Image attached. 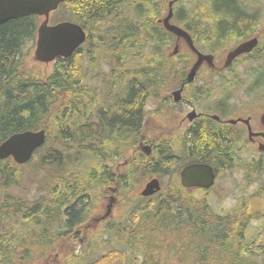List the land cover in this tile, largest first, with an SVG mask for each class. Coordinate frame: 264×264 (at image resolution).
Instances as JSON below:
<instances>
[{"label":"trees","instance_id":"1","mask_svg":"<svg viewBox=\"0 0 264 264\" xmlns=\"http://www.w3.org/2000/svg\"><path fill=\"white\" fill-rule=\"evenodd\" d=\"M122 1L126 0H65L54 13L52 21H74L91 33L71 57L57 58L51 73L46 76L35 77L22 71L25 66V48L37 36L39 17L23 16L0 26V143L16 132L45 129V145L25 165L36 161L41 166L54 167V177L45 181L49 185L54 180L55 188L56 185L60 188L58 191L53 188L56 197L51 193L49 198L45 197L40 202H43L44 207L39 205V208H31L26 204L27 200L15 201L8 195L10 200L3 204L2 211L8 216L21 215L24 220H30L32 228L41 230L39 235L53 237V244L48 247L45 241L42 251L45 256L53 254L59 264L82 256L87 249L80 245V232L76 231V227L84 221V214L91 207L89 205L93 198L90 191L94 193L98 188L106 191L117 183L121 196L122 182L129 178L134 180L141 171L171 173L168 172L169 160L177 156L176 153L188 157L204 156L199 150L175 151L169 141L158 142L160 127L156 118L159 113L157 107L165 102L161 93L178 85V71L174 70L176 58H183L185 68L192 58L185 44L180 53L173 56L171 48L176 37L157 23L167 12L170 0H146L145 6L135 8L138 17L152 21V27L146 24L148 28L133 19V23L120 21L118 24L123 22L122 26L116 21H109ZM154 1L155 6L152 4ZM174 10L173 21L185 27L195 41L201 43L205 52L218 54L229 44L235 46L259 32L264 40V4L260 0H190L187 8L178 7L177 3ZM260 23L261 26L257 27ZM95 33H99L97 40ZM124 45L127 46L123 53L118 55L120 47ZM147 49L152 54H147ZM254 53L264 59L261 49H256ZM103 58L111 66V72L103 79V82L109 83L106 95L101 94L100 87L85 82L88 77L86 60L93 64ZM260 77L264 83V69ZM71 90L76 92L71 95ZM95 96L99 99L96 105L83 111L77 108L81 101L86 103L85 100L89 98L93 105ZM96 108H101L99 114ZM205 130L209 131V127ZM232 137L226 135L220 138L206 133L198 141L203 149L211 150L212 153L208 155L215 156L222 152V162H226L233 152ZM151 139L155 141L150 144L159 152L155 151L153 156L146 157V154L138 151L137 144L148 143ZM131 149L135 153L127 155ZM84 151L85 155L82 156ZM72 153H75L74 158ZM125 155L128 170L124 173L119 174L113 166H108L107 172L98 171L100 167L105 170L102 163ZM89 158L96 161L93 166V162L87 163ZM83 160L89 166L84 175L78 174L77 166H73ZM2 163L0 161V180L3 181L4 189L10 186L21 189L20 179L23 176H19L18 168L25 165L16 164L13 167ZM180 188L174 183V191L183 195L185 191ZM160 197L143 198L151 202H148L150 206L138 208L141 211L140 223L143 225L148 220L154 221V225H146L149 228L146 233L154 234L165 229L179 233L182 240L180 248L195 256L196 261L192 260V264L264 263L262 236V241L258 238V232L252 233L251 237L246 232V236H243L239 227L241 223L234 220V214L229 217V226L220 223L223 215L215 213L210 205L201 206L202 202H195L190 197H185V200L192 202L179 205L181 201L174 196L163 197L162 202ZM142 208H148V211L140 210ZM185 219L186 231H179L178 220ZM9 233L0 231L1 244L5 245L4 238ZM145 241L147 238L143 243ZM150 242L154 247L157 245ZM150 242L149 253L142 264H156ZM20 244H23L21 240L15 246ZM115 251L121 252L112 249L95 259H89L85 264H111ZM155 251L159 250L155 248ZM255 257H260L261 262L251 261ZM0 260L5 262L1 255Z\"/></svg>","mask_w":264,"mask_h":264},{"label":"flooded vegetation","instance_id":"2","mask_svg":"<svg viewBox=\"0 0 264 264\" xmlns=\"http://www.w3.org/2000/svg\"><path fill=\"white\" fill-rule=\"evenodd\" d=\"M263 41L260 37L255 50L261 49L264 52V48H262ZM255 50L239 56L228 67L219 64L211 68L203 63L195 75V80L190 83L186 80L187 74L198 56L194 51L190 52L192 58L186 68L183 66V58L179 57L181 59L179 66L176 67L175 65L174 70H178L176 89L183 87L182 98L172 105V98L164 92L161 93V97L165 102L158 105V109L161 111L158 117L161 121V124H159L160 135L162 134L160 143L166 140L174 146L175 151L187 150L194 152L199 150L204 155L200 157L190 155L188 157L176 153L175 158L177 159L178 168L174 173L178 176L179 183L177 182V184L179 188L184 189L186 195L191 197L193 201L197 202L199 199L198 201L202 202L201 206L211 205L215 213L222 214L221 217H224L220 222L222 224H229L230 226V216L228 215H237L238 220H241L238 223H241L239 227L242 235L246 236L247 232L248 237H251L253 236L252 233L258 232V238L262 241V239L264 240V162L262 159L264 157V123L262 122L264 106H262L260 100L264 98L262 91L264 90V83L261 82L260 72L264 69L261 62L264 59L259 58L254 53ZM242 58L255 60L253 70L249 68L245 73V76L249 79L248 81H239L235 75L230 77L227 74L228 72L234 73V65ZM165 103L166 107L162 109L161 107ZM166 109H168V112ZM193 111L195 116L191 119V112ZM207 126L209 131L205 130ZM206 133L217 135L220 138L222 136L226 137V135L233 136L232 154H237L238 161L233 162L236 163V168L232 169L230 173L238 174L239 177H234L238 184L233 185L235 188L232 192V200L229 203H225L226 197L232 194L228 192L229 186L227 184L218 186V184L222 180L221 176L228 172L231 163L228 158L226 162H222V156L220 155L222 152L211 156L208 155L212 153L210 149L205 150L202 146H199L198 138L204 137ZM250 133H252V136H250ZM225 150H229V148ZM193 163L207 164L213 169L215 178L209 187H185L182 184L181 170ZM162 186L163 196L169 189L165 185ZM116 187L117 183L108 187L110 190L106 194L109 195L105 194L108 202L103 205L104 209L92 204L91 208L84 214V221L76 227V231L80 232L78 240L82 244L87 243L89 246L96 244L93 239L100 228L114 230L111 237L113 240L118 238V227L112 225L116 219L113 218L111 209L115 203L120 202L118 198L119 188ZM111 189H117V197L114 198L115 201L112 204L109 197L114 193ZM97 190H100V188ZM13 198L15 201H21L17 197ZM0 216L2 231L5 221L11 216L5 215L3 211L0 212ZM52 238L51 236L44 237L39 234L34 236L31 241H28L24 247L18 250L15 256V260L18 262L16 264L22 263V257H19L21 250L24 248L32 249V247L40 244L41 239L44 240L43 243L46 241V245L49 247L50 244H53ZM29 260L32 259L28 258L25 262L28 263ZM52 262L53 258L50 255L46 260V264H52Z\"/></svg>","mask_w":264,"mask_h":264},{"label":"rangeland","instance_id":"3","mask_svg":"<svg viewBox=\"0 0 264 264\" xmlns=\"http://www.w3.org/2000/svg\"><path fill=\"white\" fill-rule=\"evenodd\" d=\"M155 1L152 2L153 6H155ZM189 1L190 0H182L181 2H177L178 7L187 8L189 5ZM260 1L264 4V0H260ZM145 2L146 0H126L124 2L123 1L120 2L119 3L120 5L117 7L116 11L114 12L113 16H111L109 21L112 20L114 23L117 22V24L120 21H124V20H125V23H133L132 22V19H133L137 22L140 21L141 25H144L145 28H148V26L152 25V21L146 17L143 19L138 17V14L134 12L135 8L138 7L139 5L145 6ZM146 6L148 7V5ZM262 22H264V19L262 20ZM261 23L257 27H260ZM118 25L122 26L123 22ZM127 31H129V29ZM98 32H100L99 29H98ZM90 33H88V35H90ZM94 35L96 36V40H97L99 38V33H95ZM92 42H94L93 39H92ZM126 46L127 45L120 47V50L118 51V55L120 53H123L124 48ZM198 46L204 51L201 43H199ZM233 46L234 44H229L226 48L223 49V51L216 54V62L220 63L225 50L227 51V49H230ZM129 48H133V47L129 46ZM262 48H264V41L262 44ZM35 49H36V38L33 41H29L28 45L25 48V51H26V55L24 58L25 66L22 67V71L26 75H29L31 73V75L35 77L49 75L53 69L54 64L53 63L44 64V63L37 62L34 58ZM146 53L152 54V51L150 49H147ZM98 57H100V53L98 54ZM115 60L117 61V59ZM180 60L181 59L175 60L176 67L179 66ZM261 62L264 65V60H262ZM85 64L87 65V68H88V72H87L88 77L85 81L86 84L90 86L100 87L101 94L106 95V92H107L106 90L109 86V83L103 82V79L106 78L111 72V66L107 64L105 58H103L102 60H97V62L93 64L90 63L88 60H86ZM254 65H255V60L248 59V58H242L234 65L235 67L234 73L228 72L227 74L230 77H233L235 75V77L239 81H248L249 79H247V77L245 76V73L249 68L253 70ZM78 87L76 86V88ZM120 87H123V86L121 85ZM75 90H71V95H73V92H76ZM119 91H122V89L119 88ZM262 91L264 93V90ZM260 93L262 97V92L260 91ZM93 99H95L93 105L90 103L91 98H89L85 100L86 103L84 102V100L81 101V103H79L78 105L79 107L77 108H81V110L83 111V110L93 107L99 101L98 97L96 96L93 97ZM260 103L262 104V106H264V98H261ZM97 108L95 110L97 111V114H99L98 112L101 108L99 109ZM161 108L163 109L165 108V106H162ZM166 110L168 112V109ZM82 111L78 114H81ZM158 112L159 113L161 112L160 109H158ZM159 113H158V116H159ZM156 118L158 120V123L161 124L160 118L159 117H156ZM154 141L155 139H151L150 141H148V144L146 145H151L150 143H153ZM155 151L159 152L158 149L157 150L153 149L148 154L153 156L155 154ZM130 153H131V150L128 151L127 155ZM72 154H73L72 158H74L75 153H72ZM84 155H85V151H84V154H82V156ZM132 155H133V152L131 153V156ZM145 156L150 157L149 155H145ZM173 157H176V155L172 156V159L169 160L171 162L168 167L169 168L168 172H171V173L167 175H163L157 171L153 173H146V172L141 171V174L138 175L137 178H135L134 180H132V178H129L127 181L122 182L121 186H122L123 193L121 194L120 197L118 196L120 199V202L115 203L113 207L111 208L113 212V218L116 219L112 223V225L115 226L121 222V227L118 228V231L123 232L126 236L122 235L121 237L120 235H118V238L113 240L111 237V233L114 230H111V229L104 230V228H100L97 233L98 237H97L96 245H95L98 247V249H95L94 251L84 252L82 255V258H76L74 261H72V264H79L78 262H82L81 264H85L86 261H88L89 259L91 258L95 259L105 252H110L112 249L121 250V252L115 251L114 253H112L113 260H111V264H142L144 257H146V255H148L149 253V242L150 241H152L154 244H157L154 247L153 244L150 242L152 249L155 252L152 258L156 261L155 262L156 264H192L191 263L192 260L196 261L195 256L192 254V252L188 254L186 250H183L182 248H180V243H182V240L180 238L181 235L179 233L176 234V231L167 230V229L159 231V232L157 231V233H154V234L146 233L145 231L149 229L148 227H146V225H154V221L148 220L145 222V224L142 225L139 219L141 215V211H139L138 208L144 205L150 206V203L148 202H151V201H148V202L144 201L143 197L138 196L139 195L138 193H140V191L142 190L146 182L151 180L153 177H159L162 181V185H165L169 189L167 193H165L162 197L159 198V200L161 199V202H162V199L170 198L173 196L179 201H181L179 205H183L187 202H192L189 200H185V197L186 199L189 198V196H185V193L181 195V194H178L176 191H174V183L178 182L177 180L178 176L174 173V171L177 170L178 164H177V161H175ZM125 159H126V155L113 157L112 160H108L104 164L100 163L101 165L105 167V170H102V168L99 165L98 167L100 168L98 169V171L100 173L107 172L106 169H108V166L112 165L116 172H118L119 174H122L126 170H128V167L125 164ZM228 159L231 165L229 166L228 172H225L224 175L221 176L222 180L221 182H219L218 186L227 184L229 186L228 192L232 193L233 189L235 188L233 187V185L238 184V181L234 177H239L238 174L230 173L232 169L236 168V163H233V162L238 161L237 154L236 155L230 154ZM262 159L264 162V157H262ZM173 161L175 162L173 163ZM88 162L90 163L93 162L91 165L93 166L96 161L92 158H89V160H87V163ZM78 163L79 164H73V166L74 167L77 166L76 171L78 174L84 175L87 172L86 169L89 168V166L87 163H85V160L78 162ZM1 165H10L13 167L17 166L16 164H13L11 160H4ZM18 169H19V176L20 177L23 176V178L20 179L21 189H18L14 186H10L7 189H4L3 181L0 180V210L1 211L3 208V204L7 203V200H10L8 195L11 197H17L19 199L27 200L25 202L31 208L32 207L39 208V205L40 207H44L43 202L42 203L40 202L44 201L45 197L49 198L51 193L52 195H54V190L58 191L60 189L59 186L57 185L55 188L54 180H52L49 185L45 181L49 177L53 178L54 177L53 175H55V168L52 166L50 167L41 166L37 164L35 161L29 165L20 166ZM263 176H264V172H263ZM119 192H120V189H119ZM89 193L92 194V198H93V201L91 202L89 206H92V203H93L98 208L104 209L103 205L108 202V200L105 198L106 195H109V194H106L108 192L96 190V193H92L91 191ZM234 193L237 194L236 191H234ZM232 196H233V193L227 196L225 199V203H229L232 200ZM54 197L56 196L54 195ZM212 199H214V197H212ZM198 200L197 202H200ZM165 202L167 201L165 200ZM125 204H128V205L125 206ZM135 206H138L136 211H134ZM140 210L148 211V208H142ZM39 212H41V210ZM230 215L232 214H229L228 216ZM20 216L21 215L16 214L15 216H11L9 219L5 221V226L2 231H10V233L9 235H6L4 238L5 245L0 243V255L3 256V258L5 259L4 263L0 260V264L18 263L14 259V257L18 253L16 251L17 248L20 249L24 247L28 241H31V239L34 236L38 235V233L41 231V230L38 231L35 228H32V224H30V220H24V219L22 220ZM238 218L239 217H237V215L234 216V220H237L238 222L241 221V220H238ZM186 222H187L186 219L185 221L178 220V230L179 231H183V232L186 231V227H187ZM0 225H1V219H0ZM0 231H1V226H0ZM142 233L145 234L144 236L147 238V241L144 242L145 244L144 246L142 245V241L144 238ZM14 239L17 240L18 242H15ZM20 240H21V243L23 244H20V246L18 247L15 246L16 244L20 243ZM43 241L44 240L41 239L39 241L40 244L32 247V249L24 248L23 250L20 251L19 257H22L21 264H45L44 256L42 257V254L40 255V252H42ZM129 243H131L130 244L131 246L128 245ZM10 246H13V248ZM155 248L158 249L159 251L158 252L155 251ZM122 256L125 257V259H123ZM28 258H31L32 260H29V262L27 263L25 262V260H27ZM254 259L251 260V261H254V263L255 262L259 263L262 260L260 257H257V258L255 257ZM257 259L259 261H257ZM53 264H59V262L54 261Z\"/></svg>","mask_w":264,"mask_h":264},{"label":"water","instance_id":"4","mask_svg":"<svg viewBox=\"0 0 264 264\" xmlns=\"http://www.w3.org/2000/svg\"><path fill=\"white\" fill-rule=\"evenodd\" d=\"M63 1L65 0H0V26L13 18L32 14L44 16L45 19L38 27L35 59L43 63H49L58 57L68 58L86 41L87 34L81 25L72 21H62L53 25L49 24L51 12L55 11ZM176 1H170L168 14L160 19L159 22L163 23L167 30L177 36V43L172 51L173 55L179 52L180 45L178 41L181 38L197 54L198 58L187 77V82H192L203 62L212 67L215 66L214 55L199 51L189 32L171 22L174 14L173 4ZM258 43L259 38L254 36L228 51L225 56L224 67L230 66L239 55L251 52ZM182 90L183 87L173 91L172 95L175 102H178L182 98ZM194 116L195 112L193 111L190 118L193 119ZM262 122L264 123V114ZM250 136H252V133H250ZM46 138L47 132L45 129L13 133L0 143V160L13 157L16 163L24 164L32 158V155L39 147L45 144ZM144 147L149 151L151 150L149 145ZM214 178L213 169L207 164H189L181 171L182 183L186 187H209L213 183ZM159 190H161V183L158 179H154L146 184L145 188L141 191V195L151 196Z\"/></svg>","mask_w":264,"mask_h":264},{"label":"bare ground","instance_id":"5","mask_svg":"<svg viewBox=\"0 0 264 264\" xmlns=\"http://www.w3.org/2000/svg\"><path fill=\"white\" fill-rule=\"evenodd\" d=\"M177 3V2H176ZM175 3V4H176ZM175 4H174V7H175ZM175 11V10H174ZM13 19H18V18H13ZM11 20V19H10ZM183 27V26H182ZM185 30H187L185 27H183ZM188 31V30H187ZM189 32V31H188ZM190 33V32H189ZM89 36V35H88ZM89 38V37H88ZM146 155H150V154H146ZM154 179H158L159 180V182L162 184V181H161V179L159 178V177H153L151 180H149L148 182H150V181H152V180H154ZM148 182H146V184L148 183ZM145 184V185H146ZM257 258V257H256Z\"/></svg>","mask_w":264,"mask_h":264}]
</instances>
